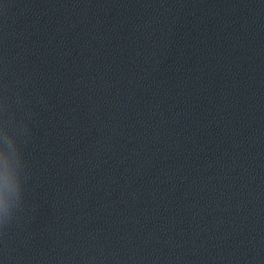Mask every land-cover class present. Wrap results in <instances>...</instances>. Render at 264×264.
Instances as JSON below:
<instances>
[{
    "label": "water",
    "instance_id": "obj_1",
    "mask_svg": "<svg viewBox=\"0 0 264 264\" xmlns=\"http://www.w3.org/2000/svg\"><path fill=\"white\" fill-rule=\"evenodd\" d=\"M200 264H264V0H141Z\"/></svg>",
    "mask_w": 264,
    "mask_h": 264
}]
</instances>
